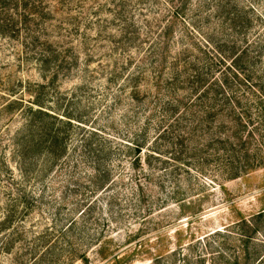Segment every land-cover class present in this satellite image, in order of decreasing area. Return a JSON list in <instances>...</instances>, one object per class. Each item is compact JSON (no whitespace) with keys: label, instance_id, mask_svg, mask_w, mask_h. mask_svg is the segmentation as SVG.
I'll return each mask as SVG.
<instances>
[{"label":"rangeland","instance_id":"rangeland-1","mask_svg":"<svg viewBox=\"0 0 264 264\" xmlns=\"http://www.w3.org/2000/svg\"><path fill=\"white\" fill-rule=\"evenodd\" d=\"M202 1L182 21L168 0H38L0 35V264H264V0ZM35 96L101 131L100 154H74L90 137L72 128L63 160L21 176Z\"/></svg>","mask_w":264,"mask_h":264},{"label":"trees","instance_id":"trees-1","mask_svg":"<svg viewBox=\"0 0 264 264\" xmlns=\"http://www.w3.org/2000/svg\"><path fill=\"white\" fill-rule=\"evenodd\" d=\"M174 1L175 0H168V5L171 4L167 12L168 16L174 20L186 21L184 17L187 16V12L189 11L188 4H190V1L192 0H178L181 3L179 7L175 6L176 2ZM205 1L206 0H203L202 4ZM218 1V5L220 7H216L217 12H221V15L226 12V15L230 16L232 11H226V6L228 4L223 3L222 5V0ZM36 2H38V0H0V35L15 36L16 34L18 35L19 33L26 30L27 25L24 24L31 21L32 16H34L36 11H38L33 8V6L36 5ZM234 7L236 8L238 5ZM172 25L173 20L161 34L163 40H165V37L168 38L172 34ZM41 33L45 34L44 31L37 30L35 38L36 40ZM55 43H57L56 47L53 45V42H51L50 45L46 47L45 53L37 59L38 65L43 67V70H47L51 66H55L56 68L58 67L56 62L58 59H60L61 54L60 52H55L58 50L57 47L59 46L58 42ZM236 66H238V64L237 60L235 59L232 61L229 69H235ZM195 75H197V72ZM179 78L180 74L176 75L170 85H175V82L179 80ZM187 79H190L189 75L187 76ZM219 96L220 95L216 93V95L213 96V100L219 99ZM220 97L222 98V95ZM224 97H226L225 99L228 105H233L231 97L228 98L226 95ZM233 98L235 97L233 96ZM228 105H226L227 108ZM25 114L24 128L21 133H18L21 135V138H24L25 140V144L23 143L18 150V168L21 171V176L29 178V175L33 174V171L36 170L40 159L45 163H48L49 167L47 169L53 168L56 163H58L60 160H63L64 157H66V154H68L67 143L71 138L72 128H78L80 130L79 132L85 133L84 135L88 134L90 137V140L86 141V139L82 136L79 141L81 142V149H75L74 154L76 152L85 154L86 151H89L90 159H92L91 153L93 150L100 154V151L95 148L96 146H92V138L102 136L101 131L95 130L93 128L90 129V127L88 130H85V127H83L84 122L76 120L72 118L71 115H67L64 112H60L57 107L47 104L44 100H38L35 96V99L27 107V112ZM73 120L77 122L76 126ZM134 140L132 144L126 143L125 145L129 150L128 152L132 154L131 162L135 165H138L139 161L141 160V152L144 149V142L139 143L138 140ZM90 147H93L94 149H90ZM100 150L103 152H110V148L109 146L107 147L106 142L104 147H101ZM93 160L96 161V166L93 170V178L96 179V187L94 190L96 192H102L110 183V174L106 170L105 158L100 157L98 159L95 157ZM44 162L43 164H45ZM135 165H133V167H136ZM83 213H85V211H83Z\"/></svg>","mask_w":264,"mask_h":264}]
</instances>
